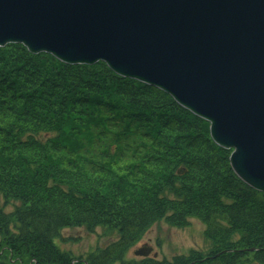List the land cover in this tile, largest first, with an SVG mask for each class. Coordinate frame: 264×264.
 <instances>
[{"label": "trees", "instance_id": "16d2710c", "mask_svg": "<svg viewBox=\"0 0 264 264\" xmlns=\"http://www.w3.org/2000/svg\"><path fill=\"white\" fill-rule=\"evenodd\" d=\"M208 123L98 62L0 48V264H71L65 229L117 240L80 264H264V193L233 173ZM204 226L206 254L126 260L164 221Z\"/></svg>", "mask_w": 264, "mask_h": 264}, {"label": "water", "instance_id": "95a60500", "mask_svg": "<svg viewBox=\"0 0 264 264\" xmlns=\"http://www.w3.org/2000/svg\"><path fill=\"white\" fill-rule=\"evenodd\" d=\"M7 45L69 66L102 62L167 94L264 193V0H0Z\"/></svg>", "mask_w": 264, "mask_h": 264}, {"label": "rangeland", "instance_id": "374dc122", "mask_svg": "<svg viewBox=\"0 0 264 264\" xmlns=\"http://www.w3.org/2000/svg\"><path fill=\"white\" fill-rule=\"evenodd\" d=\"M15 205L17 203L5 205L0 196V210L10 213ZM203 232V224L195 219H192L190 224L184 228L170 227L164 221H159L151 227L140 242L128 250L125 258L127 261L141 260L142 258L135 256L134 252L144 246L152 247V253L146 259L168 263H171L174 257L186 256L191 251L206 254L209 244L205 241ZM116 240L115 232H109L106 229L99 228L96 233L87 234L84 229L68 228L62 231L61 238L57 239L56 244L61 251L71 256V264H80L89 254ZM154 253H156L155 258H153Z\"/></svg>", "mask_w": 264, "mask_h": 264}]
</instances>
